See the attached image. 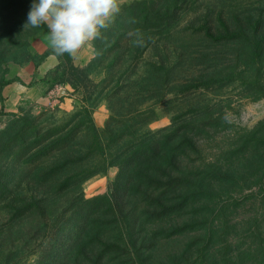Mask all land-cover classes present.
<instances>
[{
    "label": "rangeland",
    "instance_id": "374dc122",
    "mask_svg": "<svg viewBox=\"0 0 264 264\" xmlns=\"http://www.w3.org/2000/svg\"><path fill=\"white\" fill-rule=\"evenodd\" d=\"M27 1L0 0V264H264V0H120L45 80Z\"/></svg>",
    "mask_w": 264,
    "mask_h": 264
},
{
    "label": "clouds",
    "instance_id": "9594fccd",
    "mask_svg": "<svg viewBox=\"0 0 264 264\" xmlns=\"http://www.w3.org/2000/svg\"><path fill=\"white\" fill-rule=\"evenodd\" d=\"M120 11V0H32L26 27L46 25L53 54L71 55L99 38Z\"/></svg>",
    "mask_w": 264,
    "mask_h": 264
},
{
    "label": "trees",
    "instance_id": "16d2710c",
    "mask_svg": "<svg viewBox=\"0 0 264 264\" xmlns=\"http://www.w3.org/2000/svg\"><path fill=\"white\" fill-rule=\"evenodd\" d=\"M28 2V9H29V11H30V8H31V5H32V0H28L27 1ZM28 15V14H27ZM27 17V16H26ZM27 19V18H26ZM44 27V29H46V30H48V28H47V26L46 25H43ZM49 31V30H48ZM19 43H17V45H18ZM263 47H264V45H263V40H261L259 37H257L256 38V40H255V49L253 50V56H259V55H261V51H263ZM251 49H252V46H251ZM59 58L60 59H64L65 61H66V63L69 65V67H72L73 69H77V67L73 64V57H72V54L71 55H69V54H67V53H65L64 55H62V56H59ZM6 81L7 80H5V81H3L2 83H4V85L3 86H5L7 83H6ZM81 124V123H80ZM85 124V123H84ZM82 125H83V123H82ZM52 134H53V132H51ZM50 132H49V134H51ZM258 136V135H257ZM70 137L71 136H69V134L67 135V136H60L59 135V137H58V139H56L54 142H53V144L54 143H56V146H58L59 144H62V145H64V144H66V142L70 139ZM258 140H261L260 142H261V144L262 145H264V138H262V139H258ZM55 146V145H54ZM255 150H253V152H254ZM259 151H257V152H255V154L252 156L253 158H257V156H258V158L259 157H261L262 155H263V153L262 152H260V153H258ZM142 163H139L138 165H137V173H139L140 172V169L142 168ZM146 165V161H145V164H144V166ZM64 166L62 165V168H63ZM149 167V165L148 166H145V169H147V168ZM55 169V168H54ZM151 172H155V174L157 173V174H159V175H161V174H164V170H162L160 167H155V169L154 170H151ZM51 173H53V171H51ZM154 174V173H153ZM158 175V176H159ZM136 176H135V174H134V176L132 177V179L130 180L131 182L132 181H134V180H136V178H135ZM150 179H153V178H150ZM150 183L152 182V181H149ZM156 181H154V183H155ZM157 182H160L159 180H157ZM262 184L264 185V174H263V179H262ZM158 195H153V198H152V200H153V204H151V206H154V205H159L158 204V200H159V197H157ZM157 202V203H156ZM156 203V204H155ZM97 239H100V234H98V236H97ZM106 246H116V247H120L121 245H119V244H116V243H110V244H108V245H106ZM116 261H118L117 259H115ZM100 262H101V260H100ZM104 264H108V263H104Z\"/></svg>",
    "mask_w": 264,
    "mask_h": 264
},
{
    "label": "crops",
    "instance_id": "0c3cea01",
    "mask_svg": "<svg viewBox=\"0 0 264 264\" xmlns=\"http://www.w3.org/2000/svg\"><path fill=\"white\" fill-rule=\"evenodd\" d=\"M84 47H86V45L85 46H83V49H84ZM59 57H57L56 55H54V54H51L48 58H47V60H45L40 66H33V65H27V67H25L24 69L27 71L26 73L27 74H29V75H31L32 73L31 72H33V70L36 68V70L39 72V74L41 75V77H42V80H45V78H46V74L48 73V72H50L51 70H53L58 64H59V59H58ZM91 58H89V60H90ZM84 60H85V57H83V56H81L80 57V59H79V61H77V63L75 64L76 66L77 65H84V64H86V63H84ZM30 66H32L33 67V70L31 71L30 69H29V67ZM26 68H28V70L26 69ZM24 76V77H23ZM19 78L20 79H18V82L17 83H15V86L13 87V92L12 93H9L10 95H11V100L9 101V104L11 103V104H17L18 102H19V99L18 98H20V94L22 93V91L23 90H26L28 87L25 85L26 83L27 84H30V82H31V80H28L26 77H25V75L23 74V75H21V76H19ZM26 86V87H25ZM29 89V88H28ZM6 90V89H5ZM10 91H12L10 88L8 89V92H10ZM31 92H36L37 93V95L36 96H40V93H38V91L36 90V87H34V88H31V90H30ZM9 96V95H8ZM16 96V97H15ZM35 96V97H36ZM37 97V98H38Z\"/></svg>",
    "mask_w": 264,
    "mask_h": 264
}]
</instances>
